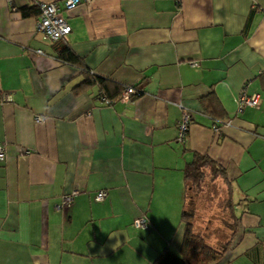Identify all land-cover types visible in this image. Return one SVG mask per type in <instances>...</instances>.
<instances>
[{"label":"crops","instance_id":"crops-1","mask_svg":"<svg viewBox=\"0 0 264 264\" xmlns=\"http://www.w3.org/2000/svg\"><path fill=\"white\" fill-rule=\"evenodd\" d=\"M11 2L15 12L0 0V264H152L177 253L193 152L224 170L231 192L235 237L215 264H264V0L79 4L63 13L79 67L36 32V8L21 15L29 0ZM88 78L140 95L107 106L96 84L77 88ZM241 91L259 94L258 107L238 112ZM178 106L192 119L182 142ZM140 216L146 229L132 225Z\"/></svg>","mask_w":264,"mask_h":264},{"label":"trees","instance_id":"trees-1","mask_svg":"<svg viewBox=\"0 0 264 264\" xmlns=\"http://www.w3.org/2000/svg\"><path fill=\"white\" fill-rule=\"evenodd\" d=\"M33 8L36 7L33 5L30 8H22L21 15L23 17H29L33 14L35 15V13L32 12ZM37 11L39 15V10L37 9ZM52 44L54 45L55 57L57 60L61 63L79 67V59L70 51L66 42L58 40L52 42ZM93 84H96L98 88V94L96 97L100 100V102L101 99L107 100L110 103L108 106L114 102H119L118 98L120 93L124 88H126L119 83L100 78L85 79L78 85L77 88L83 89L90 87ZM132 88L136 93L130 96V100L140 95L139 90L134 87ZM191 122L192 119L190 115V122L188 125L191 124ZM182 173L186 192L185 209L180 214V222L183 228L181 244L177 253H173L168 249H163L154 259L152 264H215L221 260L224 253L228 249L234 237V232L232 233L229 241L221 246V249H214L210 247L199 235L192 233L190 223L192 215L186 210L187 194L188 191H191L192 193H199L201 191V184L204 181V178L209 176L211 180L220 179L227 191L228 200L231 201L229 182L226 178L224 170L219 168L214 161L203 154L195 152L191 153V157L189 161L185 163Z\"/></svg>","mask_w":264,"mask_h":264},{"label":"built area","instance_id":"built-area-1","mask_svg":"<svg viewBox=\"0 0 264 264\" xmlns=\"http://www.w3.org/2000/svg\"><path fill=\"white\" fill-rule=\"evenodd\" d=\"M38 10L39 15L36 22V32L41 34L45 39L50 42L54 41H63L66 42L67 36L70 32V27L66 23L63 13L72 9L73 7L79 4H89L91 0H62V4L58 7L54 3H43L37 0H29ZM6 4L10 7L12 12L16 11L15 6L12 5L11 0H6ZM35 53L40 54L39 50H36ZM136 92L132 87H126L120 93L118 98L119 102L126 103L130 100V96L134 95ZM4 101H9L7 96H3ZM261 97L259 94L254 93L251 95H246L241 91L236 99L237 111H241L244 108H257L260 103ZM101 102L104 105H109L110 103L101 99ZM181 110L178 126H177V140L182 142L184 139V133L186 131L187 125L190 122V114L180 106ZM37 121H40L39 118H36ZM27 153V152H26ZM5 159V146L0 144V162ZM75 191L71 192L68 195L61 197L59 204L55 207L57 211H64L72 203L73 195ZM104 192H98L94 197V201L99 202L104 198ZM132 225L136 229H146V220L143 216H140L132 221Z\"/></svg>","mask_w":264,"mask_h":264},{"label":"rangeland","instance_id":"rangeland-1","mask_svg":"<svg viewBox=\"0 0 264 264\" xmlns=\"http://www.w3.org/2000/svg\"><path fill=\"white\" fill-rule=\"evenodd\" d=\"M186 210L192 215V233L214 249H221L236 232L231 216L233 207L220 179L211 180L206 176L199 193L188 191Z\"/></svg>","mask_w":264,"mask_h":264}]
</instances>
